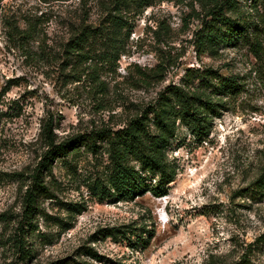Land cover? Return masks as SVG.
<instances>
[{
	"label": "rangeland",
	"instance_id": "rangeland-1",
	"mask_svg": "<svg viewBox=\"0 0 264 264\" xmlns=\"http://www.w3.org/2000/svg\"><path fill=\"white\" fill-rule=\"evenodd\" d=\"M200 1H120L114 12L116 0H0V264H264V195L251 186L264 170V61L244 45L202 50ZM113 13L126 23L118 51L99 33ZM82 31L91 36L72 47ZM197 67L237 75L244 88L217 97L225 106L202 139L177 120L167 194L100 199L91 187L110 162L96 133L152 116L161 93ZM48 125L55 144L85 135L97 151L81 144L47 170ZM35 173L49 192L29 218ZM128 225L155 230L146 248L104 236Z\"/></svg>",
	"mask_w": 264,
	"mask_h": 264
},
{
	"label": "trees",
	"instance_id": "trees-1",
	"mask_svg": "<svg viewBox=\"0 0 264 264\" xmlns=\"http://www.w3.org/2000/svg\"><path fill=\"white\" fill-rule=\"evenodd\" d=\"M120 1L125 4L128 0H116L114 12L120 10ZM136 1L143 5L152 2V0ZM200 2L203 13L202 27L196 31V38L197 45L202 50H216L222 45H244L248 46L259 62L264 61V0H248L249 4L246 5L251 11L241 9L239 0H201ZM111 17L110 26L99 33L105 34L106 38L111 40L112 50L118 51L116 36H119L126 23L123 22L124 17L119 14L113 13ZM89 36L91 34L82 31L73 40L72 47L81 49L83 42ZM184 80L180 85H170L166 92L161 93L154 107L149 111L152 116L145 112L132 118L126 126L117 130L96 133V136L107 140L110 162L107 177L96 181L91 187L100 199L129 200L147 192L156 197L167 194L169 185L174 181L177 173L167 155V150L176 135L177 120L189 125L193 135L202 139L210 132L213 117L225 106L217 97L236 94L244 88L239 76L223 75L212 67L191 68ZM45 134L51 145L42 161V166L47 170H51L53 158H58L81 144H88L92 151H97L95 138L78 135L63 143L55 144L50 125L45 126ZM251 186L257 194L264 195V170ZM44 192H49V189L43 183V179L39 178V174L35 173L33 186L27 196L25 210L27 217L30 218L36 208L37 196ZM103 231H105L104 236L113 235L122 240L127 239L134 250L146 248L155 235V230L146 226L128 225L125 229L117 226L105 228ZM256 241L264 242V233L259 235ZM86 252L98 256L91 248H87ZM49 264L92 263L86 260L70 258L69 261L63 258Z\"/></svg>",
	"mask_w": 264,
	"mask_h": 264
}]
</instances>
